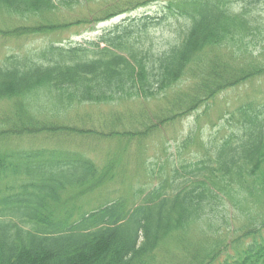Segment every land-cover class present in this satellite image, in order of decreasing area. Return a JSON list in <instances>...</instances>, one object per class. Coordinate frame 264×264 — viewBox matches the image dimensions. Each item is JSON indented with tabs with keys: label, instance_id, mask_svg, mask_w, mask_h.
Instances as JSON below:
<instances>
[{
	"label": "trees",
	"instance_id": "obj_1",
	"mask_svg": "<svg viewBox=\"0 0 264 264\" xmlns=\"http://www.w3.org/2000/svg\"><path fill=\"white\" fill-rule=\"evenodd\" d=\"M83 1L0 0V10L32 17L6 31L29 36L165 5L161 13L128 17L93 40L51 42L37 53L6 56L0 101L12 108L1 119L0 143L38 134L133 143L264 76V62L254 54L264 44V19L256 8L264 0H102L90 17L50 18ZM131 100H166L169 107L142 131L126 128L117 114L100 128L39 118L49 110L60 114ZM239 111L238 133L212 147L204 144L197 162L175 169L159 186L140 188L132 199L112 197L89 210L86 197L116 179L122 149L103 168L78 151L56 150V158L37 160L34 168L29 160L41 151L0 152V264H169L172 246L184 255L177 264H264V102ZM227 199L245 218L244 234L231 243L189 241L197 227L204 234L214 227L227 212ZM205 220L204 228L199 224Z\"/></svg>",
	"mask_w": 264,
	"mask_h": 264
},
{
	"label": "rangeland",
	"instance_id": "obj_2",
	"mask_svg": "<svg viewBox=\"0 0 264 264\" xmlns=\"http://www.w3.org/2000/svg\"><path fill=\"white\" fill-rule=\"evenodd\" d=\"M261 2L256 8L264 19V1ZM102 4V0H84L73 9L68 6L55 11L50 18L53 22H69L82 17H90L93 13L91 9L100 8ZM164 5L165 3L160 1L97 24L74 25L47 35L29 36H17L6 33V31L29 24L32 17L16 16L0 10V63L8 55L40 52L51 42H62L69 45L96 39L106 29L113 28L128 17L136 18L145 14L161 13ZM167 38L165 35L164 41ZM259 49L261 51L258 50L254 54L260 55L264 62V44L260 45ZM251 102L256 104L264 102V76L227 89L215 100L198 110L180 117L174 122L161 124L149 135L138 137L137 141L133 143L81 137L58 138L38 134L11 137L0 143V152L7 150L12 153L41 151L36 153V158L33 157L29 160L28 167L34 168L33 163L37 160L44 162L56 158V150L78 151L95 160L103 168L109 162L114 161L113 155L122 149V157L117 160L116 164V179L100 191H95L92 195H88V198L86 197L85 209L89 210V207L92 209L93 206L112 197L132 199L133 194H139L140 188L147 190L159 186L160 182L164 180L163 178L173 174L175 169H181V166L185 164L197 162L205 155L202 149L204 144L212 147L223 142L234 131L238 133L236 126L240 124L238 122L241 117L239 110ZM166 107H169L166 100H131L113 107L80 106L60 114L49 110L39 118L48 122L53 121L81 128H100L105 123L109 127L113 115L117 114L127 122L126 128H137L142 131L150 121L153 123L157 113L161 114L159 113L160 109ZM11 108L8 101H0V124L5 115H11ZM124 144H129L131 147L129 146L125 151L122 148ZM23 169H25L24 164ZM10 193L4 191L6 196ZM227 204L228 207L225 209L227 212L221 213V216L214 219L213 228L206 227L207 220L199 224L201 227H206L207 234L197 227L189 233V241L193 244L202 243L205 245L207 239H224L231 243L236 237L242 236L246 231L242 224L245 218L240 215L239 209H233L229 199H227ZM180 248V246L178 248L172 246L174 259H171L172 262L168 259L165 261H168L169 264H177V259L184 256L183 252L179 250ZM159 256L160 254L157 255L158 262L162 261Z\"/></svg>",
	"mask_w": 264,
	"mask_h": 264
}]
</instances>
